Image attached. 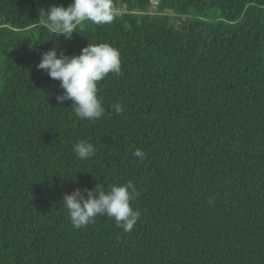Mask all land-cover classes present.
<instances>
[{
    "label": "trees",
    "instance_id": "16d2710c",
    "mask_svg": "<svg viewBox=\"0 0 264 264\" xmlns=\"http://www.w3.org/2000/svg\"><path fill=\"white\" fill-rule=\"evenodd\" d=\"M71 3L0 0V264H264V0H113L111 24L66 39L45 11ZM89 43L121 58L94 122L36 67ZM128 181L131 232L73 228L65 193Z\"/></svg>",
    "mask_w": 264,
    "mask_h": 264
},
{
    "label": "clouds",
    "instance_id": "9594fccd",
    "mask_svg": "<svg viewBox=\"0 0 264 264\" xmlns=\"http://www.w3.org/2000/svg\"><path fill=\"white\" fill-rule=\"evenodd\" d=\"M45 13L47 27L54 34L70 39L77 27L85 21L96 25L111 24L116 9L113 0H72L66 8L52 6ZM36 67L60 82L63 92L56 96L59 103L70 100L74 105L75 115L80 120L94 122L105 115L103 101L98 96V82L104 80L109 73H121V58L119 50L110 44L89 43L81 49L80 54L71 56L63 50L58 53L57 48L53 47L41 54ZM114 111L120 114L124 107L117 103ZM72 151L81 160H87L96 154L94 145L87 141L76 142ZM133 155L141 162L146 156L142 149H136ZM138 195L133 182L128 181L113 184L107 191L102 185H96L92 190L76 189L71 194H64L63 204L74 229L94 223L98 215H107L124 232H131L141 216V212L132 207V202Z\"/></svg>",
    "mask_w": 264,
    "mask_h": 264
},
{
    "label": "built area",
    "instance_id": "2783aa9c",
    "mask_svg": "<svg viewBox=\"0 0 264 264\" xmlns=\"http://www.w3.org/2000/svg\"><path fill=\"white\" fill-rule=\"evenodd\" d=\"M151 3H152L153 6H156L157 3H158V0H151Z\"/></svg>",
    "mask_w": 264,
    "mask_h": 264
}]
</instances>
